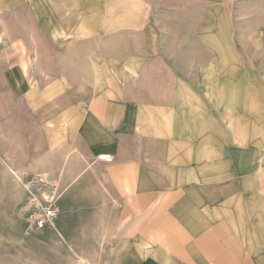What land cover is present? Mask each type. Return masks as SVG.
I'll use <instances>...</instances> for the list:
<instances>
[{
    "label": "crops",
    "instance_id": "0c3cea01",
    "mask_svg": "<svg viewBox=\"0 0 264 264\" xmlns=\"http://www.w3.org/2000/svg\"><path fill=\"white\" fill-rule=\"evenodd\" d=\"M28 6V0H0V48L7 44L2 82L14 116L21 113L30 123L27 142L34 143L30 174L22 181L23 216L16 217L27 231L52 227L37 230L23 213L27 183L41 176L55 192L54 223L58 219L60 228L71 205L88 200L85 191L100 193L88 205L118 207L113 218L100 211L90 220L99 237L107 236L111 222L116 247L106 264H264V213L259 197H253L252 180L244 178L249 171L237 165L242 146L229 150L220 141L217 162L210 145L198 155L186 130L178 129L180 104L172 98L154 103L148 90L132 86V74H61L41 93L48 74L39 41L25 22L19 24ZM21 31L28 32L33 55L17 38ZM135 75L147 83L168 79V74ZM170 89L166 94H179ZM7 132L18 141L25 135L21 125ZM0 135L9 138L1 125ZM104 155L113 161L100 160Z\"/></svg>",
    "mask_w": 264,
    "mask_h": 264
},
{
    "label": "rangeland",
    "instance_id": "374dc122",
    "mask_svg": "<svg viewBox=\"0 0 264 264\" xmlns=\"http://www.w3.org/2000/svg\"><path fill=\"white\" fill-rule=\"evenodd\" d=\"M28 5L30 14L21 15L19 24L25 22L39 41L48 74L41 93L61 74H132V86L148 90L154 103L172 98L180 104L178 129L186 130L198 155L210 145L217 162L222 140L229 150L242 146L237 165L249 171L244 178L252 180L264 213V0H28ZM27 33L17 38L33 55ZM6 45L0 48L5 108L0 125L7 135L21 125L25 135L21 141L17 134L0 135V264H106L116 247L111 222L107 236L99 237L90 220L100 211L113 218L118 207L88 205L99 192L85 191L88 200L71 205L61 228L57 219L51 230L30 233L16 218L23 216L22 181L30 174L34 143L27 142L30 123L21 113L14 116L2 82ZM135 74H168V79L140 82ZM171 87L179 94H166Z\"/></svg>",
    "mask_w": 264,
    "mask_h": 264
},
{
    "label": "built area",
    "instance_id": "2783aa9c",
    "mask_svg": "<svg viewBox=\"0 0 264 264\" xmlns=\"http://www.w3.org/2000/svg\"><path fill=\"white\" fill-rule=\"evenodd\" d=\"M100 160L112 162L113 158L109 155L100 156ZM27 203L23 210L27 221L37 230H44L52 226L56 218V202L55 192L41 176L32 178L27 183Z\"/></svg>",
    "mask_w": 264,
    "mask_h": 264
}]
</instances>
